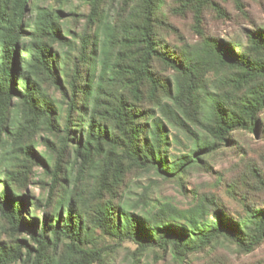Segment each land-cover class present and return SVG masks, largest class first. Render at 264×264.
<instances>
[{
    "label": "trees",
    "instance_id": "1",
    "mask_svg": "<svg viewBox=\"0 0 264 264\" xmlns=\"http://www.w3.org/2000/svg\"><path fill=\"white\" fill-rule=\"evenodd\" d=\"M109 1L120 4L114 17L103 13ZM184 1L195 16L208 2L222 10L217 0ZM220 1L242 14L239 33L173 50L158 30L165 0H84V32L68 67L53 47L65 44L59 11L0 0V264H103L104 252L123 242L140 256L158 251L184 264L220 241L238 255L264 242L258 194L257 202L243 200L235 221L207 194L185 212L150 205V184L138 195L141 213L114 201L131 171L180 184L189 173L209 171L239 135L264 139V17L245 10L251 1L264 14V0ZM28 10L32 23L25 22ZM181 139L187 152L171 154ZM34 168L47 178L45 200L26 192ZM242 181L264 193L256 164Z\"/></svg>",
    "mask_w": 264,
    "mask_h": 264
},
{
    "label": "rangeland",
    "instance_id": "2",
    "mask_svg": "<svg viewBox=\"0 0 264 264\" xmlns=\"http://www.w3.org/2000/svg\"><path fill=\"white\" fill-rule=\"evenodd\" d=\"M216 2L220 6L218 8L222 9L221 11L217 10V12V6L208 2L200 8L201 15L195 16L194 8L192 6L189 8L187 1L165 0L159 12L163 25L158 28L160 38L165 45L173 50H179L182 46L201 42V38L208 35L225 39L237 31V23L246 24L242 21V14L238 13L231 1L217 0ZM33 3L37 8H50L60 12V24L65 44H55L53 47L60 52L64 65L69 67L77 56L79 37L84 32V18L88 13L86 3L84 0H34ZM119 7L118 2L109 1L103 6V13L114 17ZM245 10L259 20L264 17L260 7L254 2L246 1ZM34 18L35 12L28 10L25 22L32 23ZM157 67L162 76L171 75L170 70L165 68L161 62H158ZM210 78L216 80V76L210 75ZM47 90L51 94L58 95L53 89ZM262 129L264 130V120ZM262 135L264 136V131ZM259 138L250 132L245 134L244 140L242 135H239L237 147L225 149L224 152L218 154L210 164L209 171L204 173L197 170L189 173L183 177L180 184L161 179L152 171H131L126 175L124 185L116 190L114 201L115 203L126 201L130 207L133 206L135 212L141 213V208L145 205L138 202V195L144 186L150 184L152 186L149 192L150 205L169 203L181 212H185L197 197L207 194L215 197L221 206L220 211L225 213L227 218L234 221L239 220L242 218L243 200L257 202V196H254L256 194L264 197V193L260 191L252 193L249 185L242 181V176L252 164L264 170V139ZM43 150V146L38 144L37 152L41 153ZM187 150L188 145L181 139L178 145L172 147L170 153L181 155ZM47 182L42 170L34 168V174H31L27 182L26 192L35 198L45 200L49 187ZM66 185H69V182H66ZM135 202L140 205H135ZM1 225L0 222V227ZM88 225L91 232L99 234L92 227L91 222ZM2 236L1 239H8L7 234ZM108 243L111 244V241L102 242L101 246ZM135 249L136 245L132 242H123L115 250L107 249L104 252L106 256L103 264H180L170 254H165L161 259V253L158 251L147 252L140 256L135 253ZM216 260L223 264H264V242L253 253L238 255L230 244L220 241L218 245L202 253L189 256L184 264H208Z\"/></svg>",
    "mask_w": 264,
    "mask_h": 264
}]
</instances>
